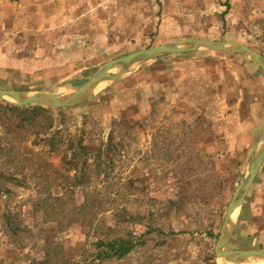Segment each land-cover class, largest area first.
<instances>
[{
  "label": "rangeland",
  "instance_id": "1",
  "mask_svg": "<svg viewBox=\"0 0 264 264\" xmlns=\"http://www.w3.org/2000/svg\"><path fill=\"white\" fill-rule=\"evenodd\" d=\"M190 38L264 55V0H0V88L67 94L112 60ZM8 105L37 104L0 97V264L53 253L64 264H223L217 241L264 119L251 59L204 49L142 62L90 100L50 107L54 151ZM78 140L89 157L76 171L64 164ZM87 197L93 213L71 221ZM246 203L255 219L237 222L225 251L264 248V164ZM123 208L134 218L117 234L135 247L100 260L95 242Z\"/></svg>",
  "mask_w": 264,
  "mask_h": 264
},
{
  "label": "water",
  "instance_id": "2",
  "mask_svg": "<svg viewBox=\"0 0 264 264\" xmlns=\"http://www.w3.org/2000/svg\"><path fill=\"white\" fill-rule=\"evenodd\" d=\"M204 49L242 54L251 59L264 71V55L256 52L241 42L235 40L190 38L141 49L112 60L100 67L86 84L67 94L49 95L43 92L31 93L27 91L6 90L0 88V97L20 104H37L46 107L68 108L92 99L96 94V89L102 82L128 73L142 62L167 55L184 54ZM263 164L264 119L261 123L256 142L254 143L250 154L246 174L228 205L217 241L215 252L217 257L222 259L223 263H228L229 261L234 260H252L254 261V264H257V262L264 260V248L225 251L226 246L232 240L238 220L239 210L244 205L246 197L255 183ZM236 212H238V214L234 219L233 215Z\"/></svg>",
  "mask_w": 264,
  "mask_h": 264
},
{
  "label": "trees",
  "instance_id": "3",
  "mask_svg": "<svg viewBox=\"0 0 264 264\" xmlns=\"http://www.w3.org/2000/svg\"><path fill=\"white\" fill-rule=\"evenodd\" d=\"M260 73V71L258 72ZM12 109L22 110L23 122L29 121V124L34 122L37 127L36 134L41 142L49 143L51 145V150L54 151L57 148L56 145V134L58 131H51L54 126V116L51 113L50 107H45L42 105H33V106H19V105H8ZM25 122V124H26ZM73 141L70 143V148L73 150V155L65 160V164L70 170H78L79 169V160L84 158V164L87 165L88 157H89V149L87 145L83 143L82 140H78L76 145ZM78 157L80 158L78 160ZM58 201L62 202V197H57ZM94 203L90 201L89 197L85 199V201L74 211L70 213L73 216L74 213L79 215L75 219H71V221L80 220V216L82 212L93 213ZM112 223L105 225V230L103 231V236L99 237L95 242L97 254L96 258L100 260H110V259H121L127 256L135 247V242L132 236L126 235L121 236L117 234V230L119 229L121 222H130L134 215L129 213L126 208H123L122 211H114L111 215ZM70 221V222H71ZM48 259L42 261L44 264H64L63 259L59 258L57 254H49ZM66 264V263H65Z\"/></svg>",
  "mask_w": 264,
  "mask_h": 264
},
{
  "label": "crops",
  "instance_id": "4",
  "mask_svg": "<svg viewBox=\"0 0 264 264\" xmlns=\"http://www.w3.org/2000/svg\"><path fill=\"white\" fill-rule=\"evenodd\" d=\"M264 72V71H263ZM254 77H256V78H258L260 75H262V73L260 74V73H256V72H254ZM256 139H257V137H256ZM252 152V151H251ZM251 154V153H250ZM247 197H246V200H245V202H244V205L242 206V208L239 210V214H238V220H237V222L239 223V222H243V223H246V222H248V221H250V220H252V218L254 217V215H253V213H252V211H251V209H250V207H248V205H247ZM254 219H255V217H254ZM238 223H236V224H238ZM234 235H235V231H234V234H233V237H234ZM252 236H254V234H252V233H249V235H246V236H244V238L246 237V239H251V238H253ZM233 237H232V239H233ZM249 241V240H248ZM254 243H256L255 241H257V240H252ZM252 242V243H253Z\"/></svg>",
  "mask_w": 264,
  "mask_h": 264
},
{
  "label": "bare ground",
  "instance_id": "5",
  "mask_svg": "<svg viewBox=\"0 0 264 264\" xmlns=\"http://www.w3.org/2000/svg\"><path fill=\"white\" fill-rule=\"evenodd\" d=\"M237 214V212L233 215V218L234 216ZM253 261L252 260H234V261H229L228 263L224 262L223 264H254L252 263Z\"/></svg>",
  "mask_w": 264,
  "mask_h": 264
}]
</instances>
